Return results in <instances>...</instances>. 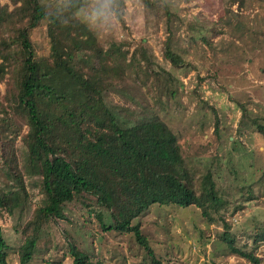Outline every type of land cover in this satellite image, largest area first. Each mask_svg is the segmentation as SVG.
Masks as SVG:
<instances>
[{
	"label": "trees",
	"instance_id": "1",
	"mask_svg": "<svg viewBox=\"0 0 264 264\" xmlns=\"http://www.w3.org/2000/svg\"><path fill=\"white\" fill-rule=\"evenodd\" d=\"M138 1L165 16L163 56L173 67H184L174 43L177 22L166 0ZM90 2L0 1V85L5 88L0 92V217L16 220L15 229L25 238L17 249L20 264L34 259L43 231L66 219L68 206L91 207L89 199L109 215L105 223L97 214L104 231L132 233L153 264L162 263L134 221L155 204L199 208L209 225L223 223L225 230L218 237L232 254L264 264L256 254L264 230L249 236L252 248L236 245L237 236L225 218L230 202L220 195L210 171L197 179L187 169L178 137L168 124L158 115L134 120L133 112L108 101L111 92L135 100L142 86L148 87V94L153 86L158 97L176 99L183 84L169 70H155L141 50L130 53L131 42L121 39L115 25L113 38L101 40L84 17ZM126 2L114 3V19L121 24ZM43 27L50 49L38 57L33 34ZM205 35L190 38L210 45ZM130 83L137 85L138 95L128 92ZM238 107L239 130L250 128L264 138V117H255L245 104ZM215 131L220 139L219 129ZM27 177L39 180L36 205ZM243 207L237 205L233 213ZM10 252L0 227V264H10ZM70 256L71 264H104L75 243Z\"/></svg>",
	"mask_w": 264,
	"mask_h": 264
},
{
	"label": "rangeland",
	"instance_id": "2",
	"mask_svg": "<svg viewBox=\"0 0 264 264\" xmlns=\"http://www.w3.org/2000/svg\"><path fill=\"white\" fill-rule=\"evenodd\" d=\"M166 3L177 22L174 43L185 60L182 68L173 67L163 56L167 38L165 16L146 10L138 0H127L125 24L115 19L89 23L101 40L113 38L115 25L121 39L131 42L130 53L139 49L155 70L172 72L183 84L182 92L176 99L158 97L149 83L153 93L148 94V87L142 86L138 95L137 85L130 83L126 89L137 93L135 100L111 92L108 101L133 112L134 120L158 115L168 124L178 137L187 169L196 173L197 179L212 173L220 195L230 202L225 218L231 225L230 231L237 236L236 245L250 249L253 241L249 236L264 230V138L250 128L239 130L238 104H245L255 117H264V0ZM44 31L43 27L33 34L38 57L48 55L50 49ZM199 34H206L210 45L190 38H198ZM4 89L0 85L1 94ZM18 148L24 149L21 142ZM27 184L36 205L39 180L27 177ZM87 201L91 207L70 205L65 211L66 219L46 227L39 251L29 264H71V243L95 262L153 264L149 252L132 233L104 231L97 214L101 213L104 222L109 223L108 213L94 199ZM237 205L244 207L233 213ZM28 218L29 215L24 222ZM134 224L141 225L151 250L162 264H252L232 254L218 237L225 230L223 223L209 225L195 206L155 204ZM16 225L17 221L10 216L0 217V227L11 248L10 264H20L17 249L25 240ZM263 252L261 241L256 254Z\"/></svg>",
	"mask_w": 264,
	"mask_h": 264
},
{
	"label": "clouds",
	"instance_id": "3",
	"mask_svg": "<svg viewBox=\"0 0 264 264\" xmlns=\"http://www.w3.org/2000/svg\"><path fill=\"white\" fill-rule=\"evenodd\" d=\"M114 3L115 0H91L84 10L86 21L96 24L97 22L108 23L113 20L115 16Z\"/></svg>",
	"mask_w": 264,
	"mask_h": 264
},
{
	"label": "built area",
	"instance_id": "4",
	"mask_svg": "<svg viewBox=\"0 0 264 264\" xmlns=\"http://www.w3.org/2000/svg\"><path fill=\"white\" fill-rule=\"evenodd\" d=\"M257 256L264 260V252Z\"/></svg>",
	"mask_w": 264,
	"mask_h": 264
}]
</instances>
